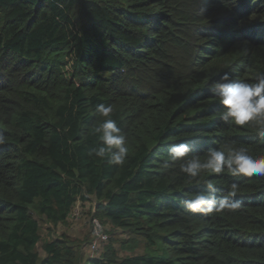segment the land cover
Returning a JSON list of instances; mask_svg holds the SVG:
<instances>
[{
	"label": "trees",
	"instance_id": "1",
	"mask_svg": "<svg viewBox=\"0 0 264 264\" xmlns=\"http://www.w3.org/2000/svg\"><path fill=\"white\" fill-rule=\"evenodd\" d=\"M225 73H264V0H0V264H264V177L202 172L243 202L205 215L181 203L204 183L164 167L177 143L264 156L254 124L218 118L208 84ZM98 103L126 135L123 166L88 154ZM90 198L127 236L85 255L61 234L40 255L39 219Z\"/></svg>",
	"mask_w": 264,
	"mask_h": 264
},
{
	"label": "clouds",
	"instance_id": "2",
	"mask_svg": "<svg viewBox=\"0 0 264 264\" xmlns=\"http://www.w3.org/2000/svg\"><path fill=\"white\" fill-rule=\"evenodd\" d=\"M210 93L222 105L219 119L241 128L254 124L257 137L264 142V73H258L255 82L232 79L225 73L219 80L208 84ZM94 112L103 119L91 128V134L97 137V144L88 150L109 165L123 166L129 154L126 135L112 118L111 105L98 103ZM5 143V135L0 132V144ZM168 160L164 167L179 163V171L187 177L188 183H204L207 191H201L191 197H183L181 203L191 213L212 215L214 213L236 212L242 207V201L236 199L237 187L232 185L226 195H217V187L211 181H201V173L223 174L234 177H264V156H254L246 148H209L205 158L200 159L192 152L187 143L172 144L167 149ZM93 253V252H91Z\"/></svg>",
	"mask_w": 264,
	"mask_h": 264
},
{
	"label": "rangeland",
	"instance_id": "3",
	"mask_svg": "<svg viewBox=\"0 0 264 264\" xmlns=\"http://www.w3.org/2000/svg\"><path fill=\"white\" fill-rule=\"evenodd\" d=\"M92 202L93 200L91 198L84 201L78 199L74 203L66 222L59 223L56 226L52 225L50 228H47L46 222L39 219L41 224V239L37 249L40 255L44 254L41 249L42 241L60 236L61 234H66L70 239L81 242L85 255L91 254L90 244H92L94 240L99 244L98 250L101 251L104 243L110 236L117 239L127 236L121 229L112 228L108 222H104L98 217L93 218L91 212L94 204L92 205ZM95 221H97L99 225H95ZM102 235H105V237L103 238ZM121 253H126V251H121Z\"/></svg>",
	"mask_w": 264,
	"mask_h": 264
},
{
	"label": "built area",
	"instance_id": "4",
	"mask_svg": "<svg viewBox=\"0 0 264 264\" xmlns=\"http://www.w3.org/2000/svg\"><path fill=\"white\" fill-rule=\"evenodd\" d=\"M94 224H95V225H99V223H98L97 221H95ZM102 237L104 238L105 235H102ZM90 245H91V248H90V249H91V251H92L93 253H95V252H99V250H98L99 244L97 243L96 240H94V241L92 242V244H90Z\"/></svg>",
	"mask_w": 264,
	"mask_h": 264
}]
</instances>
